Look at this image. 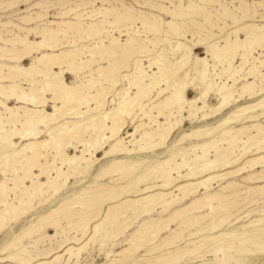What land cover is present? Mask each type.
Here are the masks:
<instances>
[{"label":"bare ground","instance_id":"obj_1","mask_svg":"<svg viewBox=\"0 0 264 264\" xmlns=\"http://www.w3.org/2000/svg\"><path fill=\"white\" fill-rule=\"evenodd\" d=\"M94 1L95 0H75L74 6H70L66 9L64 7L65 3L69 1L58 0L59 6L62 7L59 9V14H69V12L75 11L82 3L87 4L91 2V4H93ZM101 1L104 4L105 0ZM164 1L170 2L173 4V7L168 8L163 4ZM174 1H177L178 4H175ZM182 1L183 0H158V2H151L149 0H140L141 3L139 6L148 4L157 11L170 14L171 16H179L180 18L186 15L187 12L196 11L201 8V6L196 4L193 0H189L186 6L182 5ZM199 1L200 3H214L218 0ZM18 2L17 0L9 1L10 5H14ZM106 3H108V6H104L101 9L102 11L99 10L100 12L98 11L95 13L93 9L92 11L94 13L88 16L92 19L98 17L103 19L100 18L97 21L95 20V23L90 22V24L86 25L87 28L79 25L77 26L78 22L74 24L75 21L73 22L70 20L48 22L49 25H53L52 27H48V24L46 25L47 22H44L43 25L45 26L41 29H36L37 26H34V28L33 26L22 27L18 24H11V26L19 30L25 29L24 33L21 35L13 34L12 38H3L0 36V175L2 176L0 178V232L4 229L13 228L16 223H20L18 221H21L22 218L30 216L34 208L40 206L35 205L33 202V199H36V197H38L37 201L39 197L45 195L48 196L47 202L56 199L71 175L70 173L67 175V171H76L79 174V172L86 170L90 166V164H88L90 159L92 157L95 159L97 158L96 153L98 151H103L104 154L102 159L110 157V162L99 174V177L105 178L107 174L117 172L120 173V176L114 179H124V177L131 174L133 172L132 170L136 168L134 165L140 164V162L129 160L132 153L136 152V149L132 147L135 142H139V145L145 142L144 145L139 147V150L143 153L152 152L156 146L166 145V139L176 127L182 126L186 119L193 118L205 108L208 109L205 114L211 117L212 114L223 111L229 105L232 97L236 95L235 93L238 90L240 91H238V97H235L236 100L245 96L253 98L263 89L259 88L258 90L257 86L259 83H255L254 81L257 78L260 83L263 82L264 84V72L259 70V66L264 64V53L262 59H259L257 56H252L251 51L254 48L251 47V44L264 42V24L247 23L240 25L229 31L221 41L211 43V40L213 37L216 38L217 34L211 31L214 23L211 19L209 20V18L205 17V21L208 22L211 28L206 29V27L203 26L205 31L201 34V39H199L205 41L204 47L208 54L206 53V56H197L193 52V45L186 44L184 41L179 40V36L185 38V34L178 33L176 29L178 24L172 20L164 22L163 18L158 13L136 9L131 5L126 6L124 3L121 5L122 9H126V11L122 12L114 6L110 0H106ZM136 3H138V1H136ZM34 8L40 10L33 11ZM27 9L33 11L31 14L21 17L22 21L27 23L33 20L43 19L44 15L47 13L46 7H43L41 2H36ZM238 9L242 13V18H238L227 8H223V12L231 18L233 24L239 23V21L243 19L248 20L256 14L255 8H250L248 5L239 6ZM79 16L81 15H75L77 18H79ZM110 17L113 20H110ZM122 21H126L127 23H125L130 27L139 21L144 31L155 32L156 34L154 35H156V38H153L154 40L144 39L139 37V35L141 36L142 34L137 33L135 35L138 37L128 36L123 42L114 37H111V39H101L99 37L103 33H109L108 30L101 29L99 23L101 27H103L102 24L106 22L110 26H117V24ZM8 24H10V22H2L0 26L6 27ZM66 24L70 26H68L69 28H71V26L77 27L75 28L77 33L92 31L93 34L90 35L91 39H96L92 42L94 45H85L84 47L75 49H61L67 45H62L61 43L62 46L58 47H61V50L55 51L54 47L56 48L58 46L56 43L58 40L57 34L67 30ZM201 24L202 23L198 21L193 22V26L196 27ZM163 25H166L172 31L174 30L173 32H175V29L177 30L176 36L178 38L175 40V46H172L173 51L180 50V55L177 57H169L167 53H165L166 47L158 48V44L161 42L167 41L169 44L172 42L171 38L169 39V34L162 28ZM12 31L11 29H6L8 33ZM240 31L245 33L244 38L239 36ZM32 32L36 37L40 36L41 39L32 40L29 37V34ZM231 34L234 35L233 38H231ZM162 35L165 36L160 37ZM47 36L49 39H46ZM49 36L54 37L50 38ZM199 39L197 40L199 41ZM105 41H107L108 44H105ZM218 42H222V44H217ZM68 43L71 44L72 42L69 41ZM115 47L119 50L116 51ZM15 48L16 50H14ZM157 51L158 54L155 55ZM36 52L37 55H34ZM86 54L90 56L97 54L100 57L107 54L110 58L122 57L125 60L120 66L114 67L110 65L109 67L101 68L99 76L104 78H95L91 72L85 75L88 76L86 79L88 81L87 84L67 83L65 80V73L68 70H70L71 73L72 71L77 73V71L84 69V67H86L85 65L94 62L93 58L83 59V55L85 56ZM237 54H239L245 62L248 61L249 56L253 59V64L245 72L244 77L238 76L242 67L237 69L232 64ZM142 57H145V59ZM27 58H31L32 60V63L29 65L23 63ZM129 58L134 60V69L130 73L122 74L123 77L128 78V86H122L116 94L117 100L112 99L114 101L113 105L106 108L103 106L105 104L103 95L109 94L110 91L111 93L113 92L116 82L120 80L117 77L119 69L128 63V60H130ZM4 60L11 61L12 63L7 64L2 62ZM144 60L148 62L147 65L143 63ZM209 62L212 63L211 70L213 71L208 67ZM159 64L163 66L159 67ZM217 64L221 66L218 72L215 71ZM128 65L129 64L126 65L128 68L124 69H129ZM154 67H158V69L156 71L152 70ZM148 68L151 69L152 72H149ZM5 69L8 71L5 72ZM56 69L59 70L56 71ZM189 71L191 75H189ZM17 76L32 77L31 79H33L32 83L34 85L28 89L23 88L21 82L16 81V78H18ZM251 77L254 78V80L249 81ZM5 80L9 81L8 84L3 83ZM103 81H105L104 84H106V82L109 84L105 89L103 88ZM241 81L242 83H240V86H236L238 82ZM163 83H165V86H163ZM99 85L100 87H97ZM101 86L104 89L103 92ZM92 88H95V93L91 91ZM132 88L137 90L134 94L130 92ZM190 89L193 90V96H188V90ZM153 90H156V94L151 98L148 94ZM48 93L52 96L48 97ZM162 93H166L163 98H159L160 100L157 104L155 103L148 108V106L156 100V97H159ZM63 97V103L58 105L57 101L59 99L62 100ZM145 97H149L150 101L142 103L141 101ZM212 98H214V101H212ZM10 99H15L16 103L20 102L29 105H10L8 103ZM91 102H94L95 104H93L95 106L90 105ZM263 102L264 100L239 107L233 111L232 116L238 114V112L242 113L246 109H253L254 107L264 105L262 104ZM48 103H52V110L46 108ZM82 104H86V109H84ZM135 105L138 107V114L141 115V118L142 116L143 118L146 117V120L148 119L149 121L148 125L151 127L148 130H143V132L137 135L136 132L139 130V127L146 126V122L138 123L134 126L132 132H127L126 136L121 135V131L126 123V117L129 116L128 114L131 113ZM153 108L157 109V114L154 113ZM183 110L187 112V115L179 114L177 119L172 120V118L176 116L174 115L175 111L181 112ZM93 111L97 112L93 113ZM161 114L164 116L163 120L158 119ZM85 115L89 116L81 118ZM260 115L261 113H255L254 115H246L245 118L254 120ZM230 120L232 121L231 118L223 119L212 127V129L205 128L185 132L178 137L176 145L183 144L185 139L195 134L211 135L214 130H221ZM257 125L258 124H252L251 126ZM43 128L48 130L50 138L42 137L44 132ZM244 128L248 127L246 126ZM231 132L233 131L226 129L222 133L229 134ZM126 137H131L128 141L131 144H124V139ZM18 138L26 140L20 147H17L18 143L16 139ZM72 138H76L75 140L78 141V144L77 142H70ZM222 141L221 139H214L213 143L218 145V143ZM263 142L264 141L256 140L253 143V146L256 145L257 148L255 153L264 149V144H261ZM69 143L74 150L78 152L69 154L66 149ZM202 146L203 151L205 149L204 147H211V144H204ZM195 149L196 146H181V149L178 152H174L170 158L152 165L148 172L139 177L137 183L130 181L128 184L119 187L100 186L94 189H85L80 191L77 197L63 200L46 214L35 218V222L15 233L8 242L0 247V252L9 251L8 255L0 256V262L2 264H77L79 262V256L82 254L81 252L85 250L86 245L90 242H95L96 235L99 232L98 230L106 224L110 223L112 225L110 226L111 228H117L118 233L112 232L111 228L106 231L105 234L102 235V238H104L101 242L102 246L108 242L107 240H109V238L121 235L130 224L134 223H131L132 219L139 220V217L151 212L154 208H161V211H167L174 203L176 204V202H181L184 198H188L193 188L204 185L215 177H224L225 174L236 173L245 167L241 165L235 169L223 173H215L200 179V177L204 175H202V173L205 172V169L200 170L202 166H190V163L185 158L186 151H194ZM49 152L52 157L51 161L47 160V156L50 154ZM177 153L180 154L181 160L175 162L174 168H169V170L166 171L164 175L165 178H161L157 183L152 181L154 183H149L144 187L136 189L139 183L142 181L144 182L158 165L174 160ZM197 157L199 156L197 155L196 158ZM41 158H44L45 161H42ZM206 158L207 157L204 156V159ZM252 159L264 161V154L258 155ZM208 163L215 166L218 165L216 160H209ZM230 164V161L225 159L223 164L225 167L223 168H227ZM64 166H67V171H64ZM185 166H188V170L185 173H180V170ZM173 170H176L175 172L178 174V178L171 176ZM42 175L46 176L44 181L40 179ZM133 184L137 192L134 197H131L129 193ZM176 191H179V193H176ZM12 192L14 193V197L10 195ZM191 193H193V191ZM214 194L205 197L204 200H206L205 204L207 206L210 205ZM101 199L106 202V210L103 209V212L101 209L103 201H100ZM41 201L42 200L38 202ZM76 205L81 207L79 212L74 209ZM225 205H227V203L219 204V206ZM98 207L99 210L96 211L95 209ZM100 209L102 213L99 212ZM181 209L183 208L174 210L171 216L180 215ZM129 211H132L133 215H128ZM212 212L213 208H211L208 214ZM74 218H77L78 222L72 223L71 221ZM121 219L126 220V222L124 221L125 223L122 224ZM152 220L153 218H149L140 222L139 230L133 236L137 238L138 241H135L131 246L121 250L120 253L129 251L131 254H134L141 247L143 241L147 239L150 242L151 239L157 238L168 226V224L165 226H153L155 222L153 223ZM187 220L188 219L183 220L182 223ZM64 222L68 225V232L66 229H63L62 224ZM151 222L153 224H151ZM253 222L263 223L264 216L257 217L250 221L248 224L250 226L243 227L258 226L257 224H252ZM217 226V224H213L210 229H215ZM48 229H54L55 233L50 234ZM59 229L61 232H59ZM70 230H73L75 233L69 235L68 233ZM203 230L205 229L200 228L196 233H203ZM213 232L212 234L203 233L201 240L204 242L192 248L190 252L199 254L201 253L200 247L203 244L208 242L215 243L208 248L205 253L213 254L216 264H223L221 263V258H219L217 254L220 252L225 253L229 248L228 244L232 243L229 241H240L242 236L235 237L229 231L219 232L217 234H213ZM229 237L232 238L228 239ZM24 239H29L28 246L23 243ZM46 239L49 240L50 247L48 246L47 248L41 249L39 247L40 242ZM163 242L164 241H160L154 244L151 250L159 249L164 245ZM225 242L229 243L225 244ZM256 246L260 248V250L264 249V243L256 244ZM237 250H240L239 247L234 249L235 254L230 255V257L234 258L238 253ZM177 253H179V250L175 252H166L158 255L157 258L169 259L170 255L177 257ZM205 253L198 256L203 257ZM178 258L181 257H177V259ZM128 264H130V262ZM174 264L181 263L175 260Z\"/></svg>","mask_w":264,"mask_h":264},{"label":"rangeland","instance_id":"obj_2","mask_svg":"<svg viewBox=\"0 0 264 264\" xmlns=\"http://www.w3.org/2000/svg\"><path fill=\"white\" fill-rule=\"evenodd\" d=\"M9 1L11 0H0V23L10 22V24H8L6 27L0 26V36H2L3 38H12L13 34L21 35L24 33L25 29L19 30L18 28H14L13 26H11V24H18L19 26H22V27L37 26L36 29H41L43 26H45L43 25L44 22H47L46 25L48 24V27H52L53 25H49L48 22H59V21L70 20L73 22L75 21L74 24L78 22L77 26L79 25V26L87 28L86 25L90 24V22L95 23V20L97 21L98 19L101 18V17L100 18L98 17L96 19H92L91 17H88V16H90L91 13L98 12L99 10L102 11L101 9L104 6L105 7L108 6V3H106V0L104 1V4L102 3L101 0H95L93 4H91V2H88L87 4L82 3L75 11L69 12V14L68 13L59 14V9L62 7L59 6L58 0H17L19 2L14 5H10ZM68 1L69 2L65 3V6H64L66 9H68L70 6H74L75 0H68ZM136 1H138V3H136ZM149 1L158 2V0H149ZM193 1L199 6H201V8L196 11L193 10V11L187 12L186 15L180 18L179 16H171L170 14L157 11L156 9L151 8L148 4L144 6H139V4L141 3L140 0H110V2L113 3V5L116 6L122 12L126 11V9H122L121 4L124 3V5L126 6L131 5L135 7L136 9H141L147 12L158 13L163 18L164 22H167L168 20H172L173 22L177 23L178 28L176 27V29L178 30V33L185 34L184 35L185 38L184 37L182 38L179 36L180 38L179 40L184 41L186 44L193 45L194 47L193 52L197 56H206L208 54L204 47L205 41L200 40L201 34H203L205 31V28L203 29V26L206 27V29L211 28L208 22L205 21V17L209 18V20L211 19V21L214 23V25L211 28V31H213L214 34H217L216 38L213 37V39L211 40V43L215 41H221L222 38L225 37V35L229 31H231L235 27H239L240 25L247 24V23L264 24V0H218L217 2H214V3L213 2H209V3L201 2L200 3L199 0H193ZM36 2H41L43 7H46L47 13L46 14L44 13L46 11L42 12L43 14H45L43 19L33 20L29 23L23 22L21 17L31 14L34 10L36 11L40 10L38 8H34L33 11L27 9L28 7H30L32 4ZM174 2L175 4H178L177 1H174ZM188 2L189 0H183L182 5L186 6ZM163 4L167 6L168 8L173 7V4H171L168 1H164ZM244 5H248L250 8L254 7L256 11L255 16H253L252 18H249L248 20L243 19V20H240L239 23L233 24L231 18L225 15L226 13L223 12V8L225 7L230 12L235 14L238 18H242L243 17L242 13L240 12L238 8L239 6H244ZM76 14H80L81 16L77 18L75 17ZM111 17H110V20H113ZM195 21L201 22L202 24L197 27L193 26V22ZM125 22L126 21H122L118 23L117 26H110L106 22L102 24L103 27H101V24L99 23V27L101 29H105L109 31L108 34L103 33L99 37L101 39L102 38L111 39V37H114V38L120 39V41L123 42L125 39L128 38V36L138 37L135 35L137 33V34H142L141 36L139 35V37H142L144 39L154 40L153 38H156V35H154L156 33L155 32L152 33L153 31L152 32L144 31V28L140 26L141 23H139V21L136 22L131 27L126 24L127 22L126 23ZM65 26L67 30L65 32L57 34V39L59 41L58 40L56 41L58 46L56 48L54 47L55 51H60L61 49H75L79 47H84L85 45H88V46L94 45V43L92 42L96 39L94 40L91 39L90 35L93 34L92 31H85V32L82 31V32L77 33L75 29L77 27L71 26L72 28L71 29L69 28L70 27L69 25L66 24ZM162 28L166 30V32L169 34V39L171 38L172 42L170 43L171 46L169 42L167 43V41L161 42L158 44V48L166 47L165 53H167L169 57L174 58V57L179 56L180 50H174V51L172 50V46H175V40L176 38H178L176 36L177 30L175 29V32H173L174 30L173 31L170 30L166 25H163ZM6 29H11L13 31L11 33H8L6 32ZM164 36L165 35H162L160 37H164ZM239 36L241 38H244L245 33L240 31ZM29 37L32 40L41 39L40 36L36 37V35L33 32L29 34ZM53 37H50V38H53ZM233 37L234 35L231 34V38ZM46 39H49L48 36L46 37ZM197 39H199V41ZM69 41H71L72 43L71 44L68 43ZM61 43L62 45L67 44L66 47H62V48L60 47L61 49L58 48L59 46H62ZM104 43L108 44L107 41H105ZM147 44H150V43L148 42ZM217 44H222V42H218ZM251 47L254 48L251 51L252 56L254 57L257 56L259 59H262L263 53H264V42H261L259 44L253 43L251 44ZM16 48L14 50H16ZM115 49L116 51L119 50L116 47ZM47 51L50 52L49 50ZM157 54H158V51L157 53H155V55ZM34 55H37V52ZM91 58H93L94 62H90L89 64H87L88 66L85 65L86 67H84V69L77 71L78 74L73 71L71 73V71L68 70L65 73L66 82L69 84H74V83L87 84L88 81L86 79L88 78V76H85V75L91 72L93 73L95 78H100V77L104 78L102 76H99V71L101 70V68L109 67L110 65L117 67V66L122 65L125 60L122 57H111L110 58L107 56V54L101 57L97 54L93 56H90L87 54L85 56L83 55V59H91ZM142 58L145 59V57H142ZM129 59L130 60H128V63H127L129 64L128 65L129 69L127 70L124 69V68H128L126 66L127 64L123 65L124 67L122 66V68L119 69V72H118L119 74L117 77L120 80L116 82L113 88V92L111 93L110 91V93L108 92L109 94L107 95L104 94L106 98L103 95V101L105 103L103 106L106 108L113 105L114 101L112 99L117 100L116 94L118 90L122 86L124 87L128 86V83H127L128 78L123 77L122 74L130 73L134 69V60H132L131 58ZM2 62L7 63V64L12 63L11 61H7V60H4ZM23 63L25 65H29L32 63V60L31 58H27ZM143 63L145 65L148 64L146 60H144ZM232 64L237 69L242 67V70L239 71L238 76L244 77L245 72L249 69L250 66H252L253 59L250 58L249 56L248 61L245 62L241 58V56L237 54ZM160 66H163V65L159 64V67ZM208 67L210 70L212 69L211 62H209ZM215 68H216L215 71L218 72L219 69H221V66L217 64ZM157 69L158 67H154L152 70L156 71ZM58 70L59 69H56V71ZM259 70L264 72V64L262 66H259ZM4 71L6 72L8 70L5 69ZM149 72H152L151 69H149ZM189 75H191V72ZM17 77L18 78H16V81L21 82V86L25 89H28L29 87H32L34 85L32 83L33 81V79H31L32 77H21V76H17ZM252 80H254V78L252 77L249 78V81H252ZM8 82H9L8 80H5L3 83L8 84ZM104 82L105 81H103V88L105 89L107 88L106 86H109V84H107V82L106 84H104ZM254 82L259 83L257 86L258 90L259 88H263L262 91H259L257 93L258 95H256L253 98H248V96H245L243 98H240L239 100H236L235 97H238L237 94H238V91H240L238 90L235 93L236 95L232 97L231 99L232 102L230 101L229 105L223 111L218 112L216 114H212L213 116L211 115V117H209L210 115L207 116L205 114L208 111V109L205 108L204 110L197 113V115L193 117L194 119L193 118L186 119L184 121L185 123L182 124V126L176 127V129H174V131L166 139V145H161L162 147L156 146L157 148L155 147L154 151L149 152V153H143L141 150H139V147L141 145H144L145 142H142V144L140 145H139V142L137 143L135 142L132 145V147L136 149V152L132 153V156L129 157V160H132L134 162H140V164L134 165L136 166V168H134L133 166L134 168L132 170L133 172L127 176L128 178L124 177V179L122 178L114 179L120 176V173H117V172L109 173L106 175L105 178L99 177V174L110 162V157L102 159V156L104 154L103 151H98L96 153L97 158L95 159L92 157L90 159V162L88 163L90 164V166L86 170L79 172V174L76 171L74 172L70 170L67 171V166H64V171H67V175L69 173L71 175L68 179V182L62 188L61 192L56 197V199L47 202V197H48L47 195L43 197H39L38 201L42 200L41 202L37 201L38 197H36V199H33L34 204L40 205V206L35 207L30 216L24 217L25 219L22 218L21 221H18L20 223L19 224L16 223V225H14L13 228L4 229L3 231L0 232V247H2L6 242H8L15 233L27 227L29 224L35 222V218H38L46 214L52 208L56 207L63 200L69 199V198L72 199V198L77 197L80 191L85 190V189H94L100 186L119 187L121 185L128 184L130 181H133V183L134 182L137 183L138 182L137 180H139V177L144 175L146 172H148V170L152 167V165H154L155 163L164 161L167 158H170L174 152H178L181 149V146L182 147L196 146V149L194 151L185 152L186 153L185 158L190 163V166H195V167L202 166L200 170L205 169V172L202 173V175L203 174L204 175L200 177V179L206 178L209 175H212L215 173H219V172L223 173L228 170L235 169L241 165L245 167H243V169H240L236 173L234 172L230 174H225L224 177L223 176L215 177L213 179H210L208 182H206V184L199 185L198 187L193 188L192 189L193 193H191L192 192L191 191L190 192L191 194L189 193L188 198L186 197L183 200H181V202L179 201V202H176V204L174 203L171 206L172 208L170 207L167 209V211L165 210L166 212L161 211L160 210L161 208H154L151 212L144 214L142 217H139V220L132 219L131 223L132 222L134 223L130 224V226L127 227L128 229L126 228L125 231L121 233V235H118L119 237L116 236V237L109 238V240H107L108 242H106L105 245L102 246L101 242H102V239H104L102 238V235H104L105 232L111 228L110 226H112L110 223L106 224L105 226H103L101 229L98 230L99 232L96 235L95 242H90L86 245L87 248L85 247V250L81 252L82 254H80L79 256L78 263L79 264H128L130 262V264H167L168 262V264H174L176 260L181 264H216L214 255L211 253L209 254L207 252L205 253V251L208 248H210L212 245H214L215 243L208 242L206 244H203L200 247L201 253L199 254L195 252L191 253L190 250L194 248L195 246H198L200 243L202 244V242H204L203 240H201L202 238L201 236L203 235V233L212 234V232L215 231L213 232V234H217L219 232L229 231L235 237L242 236L243 240L241 239L240 241H237V240L229 241L232 243L225 242V244L229 243L228 244L229 248L228 250H226L227 252L225 251L226 254L224 252H220L217 254L218 257L221 258V263L223 264H264V249L260 250V248L256 246V244L264 243V234H263L264 233V222L263 223L253 222L252 224L258 225L256 227H247V228L243 227V226H250L248 225L250 221L256 219L259 216H264V213H263L264 212V161L252 159L258 155L264 154V149L259 150L258 153H255L257 151V148H256V145L253 146V143L256 140L264 141V105L254 107L253 109H246L245 111H243L244 113L238 112V114L232 116L233 111H235L237 108L264 100L263 82L260 83L259 79L257 78ZM240 83H242V81L238 82L236 86H240ZM163 84L162 85L165 86V83ZM97 87H100V85ZM92 89L91 91H94L95 93V88H92ZM104 89L102 90V92L104 91ZM135 91L137 90L135 88H132L130 92L134 94ZM155 94H156V90H153L152 92L148 94V96H151L152 98V96H154ZM165 94L162 93L159 95V97H156V100L153 103H151L148 106V108L155 103L157 104V102L160 99H162ZM193 94L194 93L192 89L188 90V96H193ZM47 95L48 97L52 96L50 93H48ZM63 101H64V97L62 98V100L59 99L57 101L58 105H61ZM148 101H150L149 97H145L142 99L141 102L146 103ZM212 101H214V98H212ZM8 103L10 105H15V104L24 105V106L29 105V104H22L20 102L16 103L15 99H10ZM93 103L94 102H91L90 105L95 106L94 105L95 103L94 104ZM262 104H264V102ZM82 105L84 109H86V104L85 105L82 104ZM46 108L49 110H52L53 109L52 103L50 104L48 103ZM153 110L155 114L158 113L156 108H153ZM95 112L97 111H93V113ZM138 112H139L138 107H136L135 105L132 108L131 113L128 114L129 116L126 117L125 115L126 123H125L124 128L121 131V135L126 136L127 132H132L134 130V126L138 123L146 122V126H140L139 130L136 132L137 135L140 132H143V130H148L151 127L150 125H148L149 123L148 119L146 120V117L143 118V116L141 118V115H139ZM181 112L175 111L174 115L176 116L173 117L172 120L177 119L179 114L187 115L186 111L183 110ZM255 113L257 114L261 113V115L257 117V119H254V120L245 118L246 115H252V114L254 115ZM87 116L89 115H85L81 118H86ZM226 118H231L232 121L230 120L229 123L226 124L221 130L219 129L214 130L213 133H211V135L210 134H204V135L195 134V135H192L190 138L185 139L183 141V144L176 145L178 137L182 135L183 133L194 131L196 129H205V128L212 129V127H214L215 125H217L219 122H221L223 119H226ZM158 119L163 120L164 116L161 114L159 115ZM252 124H258V125L251 126ZM246 126L248 128H244ZM226 129H229L233 132L229 134L222 133ZM43 130L44 132L42 134V137L50 138L48 134V130H46V128L45 129L43 128ZM231 136H234V137H231ZM130 138L131 137H126L124 139L125 141L124 144H129L130 142L128 141ZM72 139L70 142L73 141V143L77 142L78 144V141L75 140L76 138H72ZM214 139H221L223 141L221 143H218L217 145L216 143H213ZM22 140H23L22 138L16 139L18 143L17 147L22 146L24 142L26 141V140H23V141ZM204 144H208V145L211 144V147H204L205 151L204 150L202 151L203 149L202 145ZM261 144H264V142ZM66 149L69 154L78 152L74 150V148L71 146L70 143L67 145ZM197 155L199 157L196 158ZM204 156L207 158L204 159ZM47 158H48L47 160L51 161V158H52L51 153L48 154ZM180 158H181L180 154L177 153L174 160H170L167 163H162L161 165H158L153 170V173L151 172L149 174L150 176H148V178L144 180V182L142 181L143 183L142 182L139 183L136 189L139 187H144L145 185L149 183H154V182L157 183L158 180H160L161 178H165L164 175L166 171H168L169 168L170 169L174 168L175 162L177 161L179 162L181 160ZM208 159L216 160V163L218 165L217 166L211 165L210 163H208L209 161ZM225 159L229 160L231 163L230 166H228L227 168H223L225 167V165H223ZM41 160L45 161L44 158H41ZM187 170H188V166H185L180 170V173H185ZM175 171L176 170L172 171L173 173H171L172 174L171 176L178 178L177 177L178 174ZM1 177L2 176L0 175V178ZM45 177L46 176L42 175L40 179L44 181L46 179ZM132 186H131L132 188L130 189L131 191L129 193V196L134 197L137 191L135 190L134 184ZM176 193H179V191H176ZM210 194H214V195H213V199L210 205L207 206L205 204L206 200L204 199L207 195H210ZM10 195L11 197H14L13 192ZM100 201H103V199H101ZM103 202L101 205L102 212H103V209L106 210V206H105L106 202L104 203ZM220 203H227V205L219 206ZM179 208H183L181 209L182 211L180 215L174 216L175 218L171 216L174 210L179 209ZM211 208H213V212L211 213L212 215L208 214ZM74 209L77 210V212H79V209H81V207L76 205ZM101 209L99 212H101ZM95 210L96 211L99 210V207L96 208ZM128 215H133V212L129 211ZM31 218H33L34 220ZM149 218H153L152 221L153 223L155 222L154 224L151 222L153 226H157V225L165 226L166 224H168V226L162 231V233L157 238L151 239L150 242L147 239L143 241V244L141 245V247L134 254H131L129 251L120 253L121 250L131 246L132 244H134L135 241H138V239L134 238L133 236L139 230V225L141 224L140 222H142L144 219H149ZM185 219H188V220L182 223V221ZM124 221L126 222V220L121 219L122 224L125 223ZM71 222L76 223L78 222V219L74 218L72 219ZM213 224H217L218 225L217 228L210 229ZM62 226H63V229H66V231L68 232L67 223L64 222ZM200 228L205 229L203 230V233H200V232H199L200 234L196 233L198 232V229ZM111 231L112 232L114 231V233H118L117 228L116 229L111 228ZM48 232L50 234H54L55 230L48 229ZM59 232H61L60 229H59ZM74 233L75 232L73 230H70L68 234L73 235ZM189 233H195V234H189ZM230 238L232 237H229L228 239ZM190 240L191 241L193 240V241L191 242ZM44 241L40 242L39 247L41 249L47 248L48 246L50 247L49 240L46 239ZM160 241H164L163 242L164 245H162L159 249H156L157 251L155 249L151 250L154 244H157ZM28 242H29V239L23 240V243H25L27 246H28ZM238 247L240 250H237L238 253L236 254V256L234 258L230 257V255L235 254L234 249ZM176 250H179V253H177V257H181V258L177 259V257H174L172 255H170L169 259H164V258L158 259L157 258V256L161 255L162 253L175 252ZM8 252L9 251L0 252L1 253L0 256H6L8 255ZM203 253H205V256L203 257L198 256ZM0 264L2 263L0 262Z\"/></svg>","mask_w":264,"mask_h":264},{"label":"crops","instance_id":"obj_3","mask_svg":"<svg viewBox=\"0 0 264 264\" xmlns=\"http://www.w3.org/2000/svg\"><path fill=\"white\" fill-rule=\"evenodd\" d=\"M65 79H66V77H65ZM48 96V95H47Z\"/></svg>","mask_w":264,"mask_h":264}]
</instances>
